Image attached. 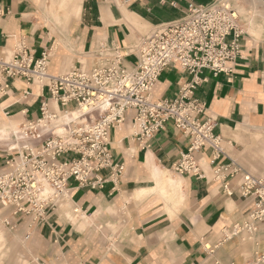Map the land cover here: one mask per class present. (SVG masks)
Here are the masks:
<instances>
[{
	"label": "crops",
	"instance_id": "obj_1",
	"mask_svg": "<svg viewBox=\"0 0 264 264\" xmlns=\"http://www.w3.org/2000/svg\"><path fill=\"white\" fill-rule=\"evenodd\" d=\"M70 1L0 0V55L11 58L23 42L35 59L49 53L48 73L60 76L90 67L99 48L116 47L130 69L142 37L182 19L190 4L216 0ZM255 34L254 28L246 32L233 73L214 77L205 71L194 97L216 124L228 157L222 162L237 161L264 180V38ZM192 79L179 66L168 67L154 99H176ZM9 83L0 98V170L11 149L20 148L14 135L40 119L48 98L36 83L22 78ZM134 115L129 111L110 138L114 162L124 166L119 179L102 171L106 181L95 190L78 189L71 181L69 198L56 203L45 223L20 216L12 230L0 211V264H247L264 252V223L230 236L234 226L251 223L256 201L241 196L239 178L230 182L228 196L214 180L209 149L199 159L203 177L174 176L172 167L187 151L188 139L169 124L142 150Z\"/></svg>",
	"mask_w": 264,
	"mask_h": 264
},
{
	"label": "built area",
	"instance_id": "obj_2",
	"mask_svg": "<svg viewBox=\"0 0 264 264\" xmlns=\"http://www.w3.org/2000/svg\"><path fill=\"white\" fill-rule=\"evenodd\" d=\"M243 15L233 0L192 3L182 19L155 27L134 45L137 63L130 69L116 47L99 48L90 67L80 65L60 76L48 73L49 53L35 59L23 42L11 58L0 55V98L9 91V80L17 78L48 93L40 119L14 135L20 148L11 149L13 154L0 170L3 223L12 230L20 216L33 224L45 223L56 203L69 198L71 181L78 189L95 190L106 181L102 171L119 179L124 166L114 162L110 138L133 111L140 149H149L150 141L169 124L188 139L187 151L172 167L176 175L203 177L199 159L209 149L214 180L222 183L228 196L233 194L230 182L239 178L241 196L256 201L249 213L251 223L234 226L230 236L255 231L256 224L264 223V180L237 161L222 162L228 157L215 133L216 124L206 117L205 104L194 97L205 71L214 77L233 73L246 35ZM172 65L193 79L181 87L176 99L156 100L155 85ZM73 111H78L77 117ZM247 264H264V252Z\"/></svg>",
	"mask_w": 264,
	"mask_h": 264
},
{
	"label": "rangeland",
	"instance_id": "obj_3",
	"mask_svg": "<svg viewBox=\"0 0 264 264\" xmlns=\"http://www.w3.org/2000/svg\"><path fill=\"white\" fill-rule=\"evenodd\" d=\"M233 1L236 5H239L240 8L243 10L242 12L244 14L243 21L245 31L248 32L250 28H254L256 29V34L254 36L259 39L264 38V4L259 0ZM247 13H250V15H248ZM72 107L73 105L70 106V108ZM250 174L257 175L259 173L257 170L252 169ZM173 175L177 176L175 173H173Z\"/></svg>",
	"mask_w": 264,
	"mask_h": 264
},
{
	"label": "bare ground",
	"instance_id": "obj_4",
	"mask_svg": "<svg viewBox=\"0 0 264 264\" xmlns=\"http://www.w3.org/2000/svg\"><path fill=\"white\" fill-rule=\"evenodd\" d=\"M262 1V0H261ZM263 2V1H262ZM264 3V2H263ZM73 116L77 117L78 116V111H73Z\"/></svg>",
	"mask_w": 264,
	"mask_h": 264
},
{
	"label": "water",
	"instance_id": "obj_5",
	"mask_svg": "<svg viewBox=\"0 0 264 264\" xmlns=\"http://www.w3.org/2000/svg\"><path fill=\"white\" fill-rule=\"evenodd\" d=\"M264 2V0H262Z\"/></svg>",
	"mask_w": 264,
	"mask_h": 264
}]
</instances>
